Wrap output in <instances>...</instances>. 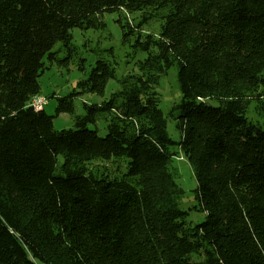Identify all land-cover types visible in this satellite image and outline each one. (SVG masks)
<instances>
[{"label": "trees", "instance_id": "trees-1", "mask_svg": "<svg viewBox=\"0 0 264 264\" xmlns=\"http://www.w3.org/2000/svg\"><path fill=\"white\" fill-rule=\"evenodd\" d=\"M105 14L144 59L119 78L96 61L52 96V116L28 106L43 59L67 67L72 31L103 30ZM171 69L178 141L155 91ZM110 81L109 98L75 116L76 97L103 98ZM60 114L72 128L53 129ZM178 154L197 183L190 212L204 214L194 225L171 171ZM113 160L122 174L94 166ZM0 264H264V0H0Z\"/></svg>", "mask_w": 264, "mask_h": 264}, {"label": "rangeland", "instance_id": "rangeland-1", "mask_svg": "<svg viewBox=\"0 0 264 264\" xmlns=\"http://www.w3.org/2000/svg\"><path fill=\"white\" fill-rule=\"evenodd\" d=\"M138 17V14L128 16L129 19ZM116 14H105L103 22L105 28L98 30L80 31L74 29L72 31L73 45L77 47V51L72 54L73 61L66 67L64 63H53L49 66L46 59H43L45 67H48L43 75L39 78V85L41 88L40 95L47 99V104L43 111L49 115H54V110L57 106V101L52 98L64 97L73 92L76 83L85 78L90 69L94 66L96 61L103 60L109 63L115 70L117 78L126 75L134 69L137 61L144 59L145 55L138 52L134 48L133 39L124 40L121 30L116 23ZM144 32L157 34L158 24L150 22L144 28ZM58 48V46L56 47ZM56 50V49H55ZM59 60L66 59L65 53L57 55ZM80 59L85 62V71L81 73L77 65L80 64ZM118 88L114 81L107 84L103 98L94 95L84 94L77 96L74 100V114L75 116L85 115L86 112L82 108V104L100 103L107 100L111 92ZM159 95V108L167 117L173 105L180 102L181 94L176 82V71L171 69L167 71L160 79L159 84L155 90ZM248 119L253 123L262 124L254 110V104H251L247 113ZM53 129L60 131L63 129L72 128L74 125V118L68 114H60L52 121ZM106 122L103 118L98 117L96 121L97 131L100 136L106 134ZM92 124L87 125L89 129H95ZM175 123L167 117V134L174 140L178 141V133L174 129ZM104 165L111 175H120L125 171V163L122 160H113L109 163L94 162V166L103 169ZM172 173L176 183L183 190L184 194L180 199V208L188 212L187 222L194 225L201 223L204 220V214L198 212H190V208L196 206L193 199L194 190L197 183L193 177L192 170L184 159L183 155L178 154L173 159Z\"/></svg>", "mask_w": 264, "mask_h": 264}, {"label": "built area", "instance_id": "built-area-1", "mask_svg": "<svg viewBox=\"0 0 264 264\" xmlns=\"http://www.w3.org/2000/svg\"><path fill=\"white\" fill-rule=\"evenodd\" d=\"M46 104H47V99L42 96L33 97L28 102V106L32 107L35 111L43 110Z\"/></svg>", "mask_w": 264, "mask_h": 264}]
</instances>
